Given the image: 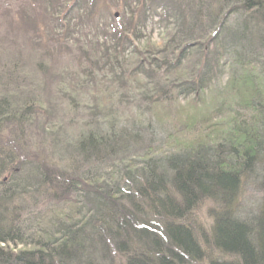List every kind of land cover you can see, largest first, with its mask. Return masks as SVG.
<instances>
[{
  "label": "trees",
  "instance_id": "16d2710c",
  "mask_svg": "<svg viewBox=\"0 0 264 264\" xmlns=\"http://www.w3.org/2000/svg\"><path fill=\"white\" fill-rule=\"evenodd\" d=\"M49 2L46 14L65 25L54 34L84 57L58 77L61 100L81 113V95L91 96L90 122L70 157L24 156L26 125L41 119L52 132L55 108L44 113L51 101L34 93L23 63L1 66L0 264H264V87L255 85L256 76L264 84V0H108L123 7L119 20L101 19L99 3ZM41 39L50 57L52 41ZM223 74L226 94L248 97L215 99V111L231 109L228 130L206 144L166 143L154 110ZM140 135H151L149 149ZM74 193L75 214L50 205Z\"/></svg>",
  "mask_w": 264,
  "mask_h": 264
},
{
  "label": "rangeland",
  "instance_id": "374dc122",
  "mask_svg": "<svg viewBox=\"0 0 264 264\" xmlns=\"http://www.w3.org/2000/svg\"><path fill=\"white\" fill-rule=\"evenodd\" d=\"M28 1L31 0H0V73L1 66L17 62H20V64L23 63V68L26 72L22 73L37 77V82L32 84L34 86V93L41 96L43 93L44 98L51 101L44 107V113L48 111L49 107L54 106L55 109L53 112L56 115V119L58 120L59 118V120H56V123L52 126L54 130L50 133L49 131L51 128L45 129L41 119L34 127H28L27 124L26 129L30 135L27 137L28 139L25 141V144H23V149L21 146L18 148L21 153H24V156L28 155V157L33 160L43 158L46 160L50 158L59 159V157L65 155H67L68 158L72 154L69 150L71 142L78 139L82 132L81 130L90 122V114H87L88 107H86V103L89 102V98L87 97L91 98V96L87 94L81 95V103H83L81 109L83 111L81 113L71 112V110L67 108L66 101L61 100L62 97L60 95L61 91L59 90L58 77L60 78L64 73H76L77 68H79V63L84 61L82 59L83 56L77 52L74 53V56L72 53L67 52L65 46L61 43L63 39L60 38L59 40V36L54 34L55 26L65 25L61 18L59 19L60 23H53L49 15L46 14V11H49L51 2H49V0H32V3H29ZM51 1L55 2V0ZM83 1L89 2V6H92L94 3H99V9H95L94 12L99 14L101 19L103 17L107 18L109 15H116V20L124 17L123 11L120 10V8L123 9V7H111L108 5V0ZM24 3L25 5L23 6ZM139 11L138 9L136 12V19L139 16ZM152 12L155 11L152 10ZM105 21L106 19L103 20V22ZM149 32L151 33V31L148 30L147 33ZM64 35L68 38L75 37L73 29H69ZM41 37L46 39L49 38L50 41H52L46 46L50 51V57H46L43 54L41 43L46 44V42H44ZM153 37L154 39L156 38L155 33ZM76 39L77 37L74 41ZM78 42L79 41L76 40V43ZM67 43L70 46L74 44ZM31 63L35 64L38 69L36 67L34 68L35 65L32 66ZM48 76H50V79L46 82L47 87L40 84L41 80L44 79V81H46V77ZM256 78L255 80L257 83L255 85L258 88L261 86L264 87V84L259 82L257 76ZM233 79L235 78L233 77ZM227 80L228 76L223 74L219 79L213 80L203 94L186 101L177 100L178 102L168 106H160L158 109L154 110L153 120L154 115H156V119H159L161 126L170 131L167 135L168 138L166 143L171 140H176L178 142L179 140H189V142L193 141V145L206 144L222 137V134L228 130V126L230 125L231 109L227 107L222 111H215V99L225 95L230 97V100L227 101H231L233 98L235 99V97L236 100L239 98L236 101V103H238L248 98L238 91L234 94H226L225 88L230 81L227 82ZM13 89H15V87ZM21 89L25 88L21 87ZM5 92H9V90L5 88ZM21 93V91H18L15 96L18 98L20 97L18 95ZM40 109L42 110V108ZM244 110L245 109L241 106H235L233 111L236 113L239 112L244 118L248 115ZM43 117H45V114H43ZM248 117L250 118L251 115H248ZM140 136L147 141L151 135ZM162 136L164 135L158 136L157 140L155 139L156 143L161 142L162 139L160 138ZM9 143L14 146L12 142ZM145 143H136L138 150L142 149L144 144L145 147L149 149L150 143L148 141ZM158 147H155V149ZM63 165H65V161H63L62 166ZM248 190L247 195L251 196L253 191L250 189ZM262 194L264 195V193H260L256 195V197H262ZM74 199L75 193L70 194L67 199L62 197L61 200L58 201L59 204L50 202V205L57 211L66 210L68 213H71L72 210L75 214L77 207L74 204ZM206 210L207 207L199 213L198 222L201 228L207 231L206 228H209L211 221ZM207 254V258H210L211 252L207 250ZM220 256L219 254V257Z\"/></svg>",
  "mask_w": 264,
  "mask_h": 264
}]
</instances>
